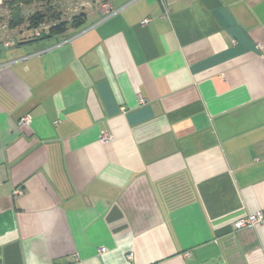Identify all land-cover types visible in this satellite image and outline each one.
<instances>
[{
  "label": "crops",
  "instance_id": "1",
  "mask_svg": "<svg viewBox=\"0 0 264 264\" xmlns=\"http://www.w3.org/2000/svg\"><path fill=\"white\" fill-rule=\"evenodd\" d=\"M165 2L0 33V264H264V0Z\"/></svg>",
  "mask_w": 264,
  "mask_h": 264
},
{
  "label": "rangeland",
  "instance_id": "2",
  "mask_svg": "<svg viewBox=\"0 0 264 264\" xmlns=\"http://www.w3.org/2000/svg\"><path fill=\"white\" fill-rule=\"evenodd\" d=\"M11 1L12 0H0V33H8L9 30H15L20 27L24 29H30L28 18L33 16L35 13L40 12L45 15L44 22L37 28L26 30V37L33 39L35 29H40L44 36L49 35L48 31L51 27L55 26L56 24L67 22V19L71 20L73 14L80 13V9H82L81 5H83L85 2H90L91 0H52L51 3L34 0V2H32L30 5L21 3L18 5L17 9L24 17L26 22L15 29L9 28V23L12 19V13L10 9ZM53 3L54 5H52Z\"/></svg>",
  "mask_w": 264,
  "mask_h": 264
},
{
  "label": "trees",
  "instance_id": "3",
  "mask_svg": "<svg viewBox=\"0 0 264 264\" xmlns=\"http://www.w3.org/2000/svg\"><path fill=\"white\" fill-rule=\"evenodd\" d=\"M40 2H48L51 3L52 0H38ZM32 2H34V0H12L10 3V9H11V13H12V19L10 20L9 23V28L10 29H15L17 27H20L22 24H24L26 22V20L24 19V17L19 13V10L17 9L18 5L21 3H25V4H31ZM82 17H84V15H79L77 17H74L71 21L72 26L74 27H79L77 26L78 23L82 20ZM45 20V15H43L42 13H35L33 16L28 18V21L30 23V29H34L40 26V24H42ZM69 23L68 22H64L61 24H56L55 26L51 27L49 30V35L48 36H55L58 34H61L62 32L66 31L67 27H68ZM44 36V34L42 35ZM42 36L40 38H42ZM40 38H36V39H40Z\"/></svg>",
  "mask_w": 264,
  "mask_h": 264
},
{
  "label": "built area",
  "instance_id": "4",
  "mask_svg": "<svg viewBox=\"0 0 264 264\" xmlns=\"http://www.w3.org/2000/svg\"><path fill=\"white\" fill-rule=\"evenodd\" d=\"M163 6V8L165 9V15H168L169 13V8L165 2V0H159ZM107 11V13H112V9L110 7L109 4L105 5L104 7ZM148 22V20H145L143 23L146 24ZM43 35V32L40 29H35L34 30V37L35 38H40ZM12 45H14V43H12L11 41H4V42H0V47L3 48H9ZM32 117L27 115L25 117H23L22 119H20V121L18 122L19 127H25V126H30L32 124ZM114 140V138L111 135H104L101 139V142L104 144L110 143ZM264 223V213L262 212H257L255 214L249 215L248 217H246L245 219H241L236 223V228L237 229H242V228H253L256 227L258 225H261ZM101 253L105 252V249H101L100 250Z\"/></svg>",
  "mask_w": 264,
  "mask_h": 264
}]
</instances>
